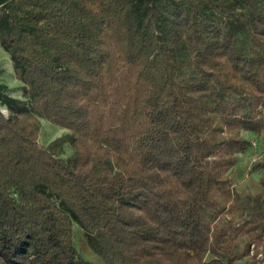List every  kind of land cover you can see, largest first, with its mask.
Wrapping results in <instances>:
<instances>
[{"label": "trees", "instance_id": "16d2710c", "mask_svg": "<svg viewBox=\"0 0 264 264\" xmlns=\"http://www.w3.org/2000/svg\"><path fill=\"white\" fill-rule=\"evenodd\" d=\"M0 45L26 97L0 82V264H96L73 221L110 264H264V194L223 219L227 146L264 130V0H0Z\"/></svg>", "mask_w": 264, "mask_h": 264}, {"label": "rangeland", "instance_id": "374dc122", "mask_svg": "<svg viewBox=\"0 0 264 264\" xmlns=\"http://www.w3.org/2000/svg\"><path fill=\"white\" fill-rule=\"evenodd\" d=\"M0 82L6 83L13 89L12 95L25 99L21 86L23 83L16 78L13 63L8 52L0 45ZM5 113L7 109L3 107ZM264 119V113L262 115ZM41 129L39 140L43 145H52L57 139L67 133L68 129L54 124L49 120L41 119ZM242 136L250 141L249 146L245 150L234 151L233 142L227 146V149L233 153L236 161L228 170L227 177L230 179L234 191L239 199L243 211L246 215H242V210L233 214H226L224 220H233L236 223L243 222L250 216V212L257 207L258 197L264 194V188L260 182L262 170L259 163L264 159V130L260 133L252 131H242ZM59 155L66 159L74 157L75 148L70 141H60L56 143ZM234 148L237 149L235 146ZM74 240L80 253L87 259L92 260L96 264H110L111 262H119L114 257H106L98 251L93 243V236L83 229L77 222L73 221ZM261 257V255L259 256ZM240 264H252L248 257L241 260Z\"/></svg>", "mask_w": 264, "mask_h": 264}]
</instances>
